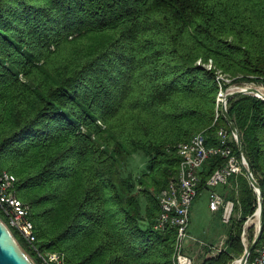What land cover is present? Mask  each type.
<instances>
[{
    "label": "trees",
    "instance_id": "trees-1",
    "mask_svg": "<svg viewBox=\"0 0 264 264\" xmlns=\"http://www.w3.org/2000/svg\"><path fill=\"white\" fill-rule=\"evenodd\" d=\"M219 70L223 89L264 85V0H0V169L18 177L41 252L62 264H177L178 229L156 228L159 196L179 172L180 143L232 133ZM228 107L264 196V99L239 94ZM138 152L146 168L124 173ZM224 164L206 163L199 192ZM222 186L240 216L203 264L241 258L259 208L246 174Z\"/></svg>",
    "mask_w": 264,
    "mask_h": 264
},
{
    "label": "built area",
    "instance_id": "built-area-1",
    "mask_svg": "<svg viewBox=\"0 0 264 264\" xmlns=\"http://www.w3.org/2000/svg\"><path fill=\"white\" fill-rule=\"evenodd\" d=\"M202 63V61H199ZM209 68L213 67V61L205 63ZM218 81L222 86L218 97V106L222 109L226 90L224 84L230 79L221 71H218ZM219 114V113H218ZM210 135L206 131L196 133L190 140L180 143L178 152L181 156L179 172L171 179L168 185L160 193L162 212L157 220L156 228L164 229L173 226L178 229L177 264H194V259L187 252V242L194 239L203 246L209 245L205 240L193 237L189 228L191 223V209L198 195V188L202 181L201 172L206 163L214 157H223L226 164L217 168L208 185L210 189V208L214 212H221L222 221L229 223L234 216L236 203L233 199L219 192L217 188L230 183L231 177L238 174H246L243 158L234 151L233 142L235 134L225 127H220L216 132L217 143L209 144ZM18 177L9 170L0 169V218L12 230L17 229L22 237L38 252L39 264H62L64 255L59 252L43 253L35 245L37 235L35 224L30 218L31 205L24 202L16 192ZM226 239L216 246H211L212 251L220 252L225 248ZM212 255V254H210ZM209 255V256H210ZM35 262V261H34ZM36 264V262H35ZM247 264H264V230L262 239L254 258Z\"/></svg>",
    "mask_w": 264,
    "mask_h": 264
},
{
    "label": "water",
    "instance_id": "water-1",
    "mask_svg": "<svg viewBox=\"0 0 264 264\" xmlns=\"http://www.w3.org/2000/svg\"><path fill=\"white\" fill-rule=\"evenodd\" d=\"M230 88L231 86L228 87L224 95L222 112L225 115L232 132L236 136V141L241 152V157L243 158L245 173L259 196V208L255 213V214H259L257 233L255 235L252 244L246 247L244 255L240 259H238L240 260V264H247L253 249L258 245V243L262 239L263 230H264V196H263V190L261 184L250 167L241 134L239 132V129L235 121L230 115L228 103L232 97L244 93L253 94L264 99V93L258 87H251L249 89H242L236 91H230ZM247 223L248 221L246 222V224ZM0 264H35L32 257L23 248V246L16 238L12 230L1 218H0Z\"/></svg>",
    "mask_w": 264,
    "mask_h": 264
},
{
    "label": "rangeland",
    "instance_id": "rangeland-1",
    "mask_svg": "<svg viewBox=\"0 0 264 264\" xmlns=\"http://www.w3.org/2000/svg\"><path fill=\"white\" fill-rule=\"evenodd\" d=\"M227 82H231L227 81ZM241 85V86H253L258 88H263V84H257V83H234L230 84L232 85ZM229 86V87H230ZM147 162L144 158V155L140 152L136 153L131 160L129 161V164L126 165L124 168V173L128 171H134V172H141L146 168ZM234 216L238 217L240 216V212L236 211L234 212ZM233 216V217H234ZM256 214L249 217L248 223L246 224V229L243 233V241L245 246L251 245V239H250V228L252 226L255 227L256 233H257V223H255ZM216 222L221 228L227 231L226 224L222 221V215H218V217L214 216L210 209V190L209 189H202L198 193L197 197L194 200L193 208H192V219H191V228H197L198 231H204L205 228L210 227V223ZM209 245L203 246L200 242L195 241L194 239H189L188 243L189 245L185 249L187 254H189L194 259V264H203L204 259L212 254L211 246H214L213 243H211L208 240H205ZM239 258H237L234 262L231 264H234ZM33 260L38 263L37 258H33Z\"/></svg>",
    "mask_w": 264,
    "mask_h": 264
},
{
    "label": "crops",
    "instance_id": "crops-1",
    "mask_svg": "<svg viewBox=\"0 0 264 264\" xmlns=\"http://www.w3.org/2000/svg\"><path fill=\"white\" fill-rule=\"evenodd\" d=\"M223 188H224L223 186H219L217 188V190L222 193ZM192 208H193V206H192ZM212 213L214 214V216L218 217V215H220L221 212L212 211ZM191 219H192V209H191ZM189 231L193 237L200 238L203 240H208L211 243H213L214 246L219 245L223 241V239L227 238V231L224 230L223 228H221L216 222L210 223V227L205 228L204 231L203 230L198 231L197 228L195 230L194 227L191 228V223H190ZM188 245H189V243L187 242V246ZM217 253H218L217 249H214L212 251V255H216Z\"/></svg>",
    "mask_w": 264,
    "mask_h": 264
},
{
    "label": "bare ground",
    "instance_id": "bare-ground-1",
    "mask_svg": "<svg viewBox=\"0 0 264 264\" xmlns=\"http://www.w3.org/2000/svg\"><path fill=\"white\" fill-rule=\"evenodd\" d=\"M253 86H241L238 84L232 85L230 88V91H236V90H242V89H249ZM263 93H264V89L263 88H259ZM255 223H259V214H256V219L254 221ZM234 264H240V260H237Z\"/></svg>",
    "mask_w": 264,
    "mask_h": 264
}]
</instances>
